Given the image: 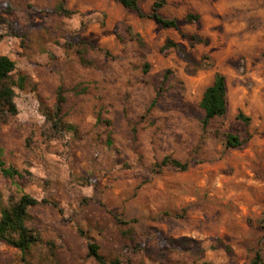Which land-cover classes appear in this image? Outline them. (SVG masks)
<instances>
[{
	"label": "rangeland",
	"instance_id": "374dc122",
	"mask_svg": "<svg viewBox=\"0 0 264 264\" xmlns=\"http://www.w3.org/2000/svg\"><path fill=\"white\" fill-rule=\"evenodd\" d=\"M163 1L177 29L114 0H0V56L24 78L17 113L0 116V160L20 173H0V213L22 194L40 202L26 221L38 243L24 255L0 242V264H96L89 241L121 264H250L257 251L264 264V0ZM216 73L227 114L203 131Z\"/></svg>",
	"mask_w": 264,
	"mask_h": 264
},
{
	"label": "trees",
	"instance_id": "16d2710c",
	"mask_svg": "<svg viewBox=\"0 0 264 264\" xmlns=\"http://www.w3.org/2000/svg\"><path fill=\"white\" fill-rule=\"evenodd\" d=\"M123 8L135 12L139 18H147L152 20L156 25L162 29H177L178 24L175 19H167L159 14V10L164 6L163 0L154 2L150 13H143L139 7L138 0H114ZM197 17L188 16V20H196ZM169 44V43H168ZM168 45H165L161 50H166ZM14 63L6 56H0V116L10 114L15 115L17 108L14 103V87L15 85L21 87L24 81L23 77H19L16 82L10 81V76L14 71ZM149 66L144 65V73H147ZM168 73V72H167ZM166 78V76H165ZM162 87L160 86L155 92V97L152 99L148 110L153 108L156 104L157 98L160 96ZM65 101L61 88L56 94V103L51 114H46L47 120L51 124V128L55 134L61 131V112L62 105ZM199 108L202 111L200 125L205 131L209 123L215 118H223L227 114V86L226 79L222 74L216 73L214 75L211 85H209L203 92L199 102ZM48 115V117H47ZM100 115H98V119ZM235 119L245 126L249 125L250 119L241 112H238ZM225 147L240 148L245 141L238 136L231 133H226ZM162 166H171L180 172L187 170L188 166L178 160L170 157H164L161 161ZM0 173L3 177L14 179L20 177V173L11 167H6L0 160ZM42 201L41 203H43ZM40 204L36 199L31 198L26 194H22L18 201L11 204L8 208L3 209L0 213V242L14 249H17L22 254L28 253L39 241L38 235L26 226L28 219V209L36 207ZM262 232L264 237V212L262 220ZM87 255L93 258L96 264H121L119 259L107 261L100 253L99 247L92 241L88 242ZM208 264V263H203ZM250 264H263L262 255L259 251L255 252Z\"/></svg>",
	"mask_w": 264,
	"mask_h": 264
}]
</instances>
